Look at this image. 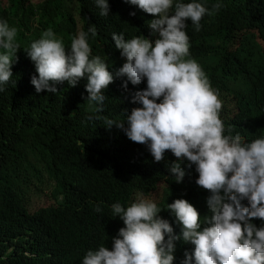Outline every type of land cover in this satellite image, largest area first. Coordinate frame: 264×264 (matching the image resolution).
<instances>
[{
	"label": "trees",
	"instance_id": "16d2710c",
	"mask_svg": "<svg viewBox=\"0 0 264 264\" xmlns=\"http://www.w3.org/2000/svg\"><path fill=\"white\" fill-rule=\"evenodd\" d=\"M176 2H199L210 10L222 5L202 18L199 31L187 22V58L198 62L218 90L225 134L239 133L245 142L264 138V0ZM108 3L109 15L102 16L95 0H0V19L14 22L21 47L11 81L0 85V264H82L89 250L111 249L125 226L111 206L126 208L138 198L154 199L177 236L182 226L167 210L176 199L188 200L202 227L209 226L203 223L211 215V193L196 184L195 165L181 163L171 151L155 162L147 145L132 142L115 125L107 128L105 118L126 123L131 110L142 106L131 102L133 95L147 87L145 79L124 89L127 78L116 73L127 61L112 35L155 40L147 26L153 16L124 0ZM93 25L95 36L88 33ZM49 28L69 48L78 32L88 33L92 55L114 76L102 105L86 101V78L75 87L67 81L55 85L57 93L36 92L31 78L38 73L23 49ZM210 58L213 63L204 65ZM174 163L186 173L182 183L169 171ZM252 223L264 226V220ZM193 252L194 245L175 241L173 264H185L186 253Z\"/></svg>",
	"mask_w": 264,
	"mask_h": 264
},
{
	"label": "clouds",
	"instance_id": "9594fccd",
	"mask_svg": "<svg viewBox=\"0 0 264 264\" xmlns=\"http://www.w3.org/2000/svg\"><path fill=\"white\" fill-rule=\"evenodd\" d=\"M124 2L154 17L147 26L155 40L143 35L128 40L123 33L112 35L115 48L127 61L116 73L127 78L124 89L128 82L139 85L145 79L147 87L133 95L131 102L142 106L131 110L126 123L105 118L107 128L115 125L132 142L147 145L155 162L163 161L171 151L181 163L186 159L190 166L195 165L196 184L211 193L206 201L211 215L204 217L203 225L209 226L202 227L197 208L186 199H176L167 210L182 226V235L177 236L170 222L161 217L164 210L154 199L138 198L126 208L114 203L113 215L125 226L112 238L111 249L101 245L89 250L82 264H173L175 241L181 238L194 245V252L186 253L185 264H192L193 258L195 264H264V226L252 223L264 220V138L245 142L239 133L225 134L219 92L198 62L187 58V22L199 31L202 18L222 5L217 3L210 10L199 2ZM95 3L102 16L109 15L108 0ZM88 33L97 34L95 25ZM88 33L78 32L69 48L49 28L23 49L38 73L31 78L37 93H57L55 85L67 81L75 87L86 78V101L103 104L104 90L114 82V76L101 57L92 55ZM0 49L4 50L0 52V85H5L13 77L12 67L21 47L18 29L4 19H0ZM181 163L169 169L176 183L185 178Z\"/></svg>",
	"mask_w": 264,
	"mask_h": 264
},
{
	"label": "rangeland",
	"instance_id": "374dc122",
	"mask_svg": "<svg viewBox=\"0 0 264 264\" xmlns=\"http://www.w3.org/2000/svg\"><path fill=\"white\" fill-rule=\"evenodd\" d=\"M12 25H13V26H11V27H16L15 24H14V22L12 23ZM30 44H31V43H30ZM208 63H209V64H212V63H213V59L210 58L209 60H207V59L204 60V65H207ZM200 64H201V63H200ZM201 65H202V64H201ZM158 199L160 200V199H161V196H158Z\"/></svg>",
	"mask_w": 264,
	"mask_h": 264
}]
</instances>
